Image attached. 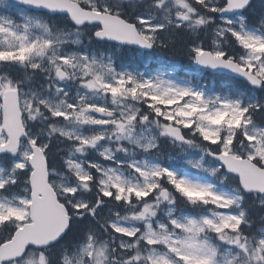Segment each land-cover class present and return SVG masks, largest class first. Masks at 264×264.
Wrapping results in <instances>:
<instances>
[{
    "label": "snow or ice",
    "instance_id": "obj_1",
    "mask_svg": "<svg viewBox=\"0 0 264 264\" xmlns=\"http://www.w3.org/2000/svg\"><path fill=\"white\" fill-rule=\"evenodd\" d=\"M0 264H264V0H0Z\"/></svg>",
    "mask_w": 264,
    "mask_h": 264
},
{
    "label": "trees",
    "instance_id": "obj_2",
    "mask_svg": "<svg viewBox=\"0 0 264 264\" xmlns=\"http://www.w3.org/2000/svg\"><path fill=\"white\" fill-rule=\"evenodd\" d=\"M163 54L165 55L166 59H168V60H177V61L186 62V63L188 62L186 56H184L179 51H177L175 53L168 51V52H164Z\"/></svg>",
    "mask_w": 264,
    "mask_h": 264
}]
</instances>
